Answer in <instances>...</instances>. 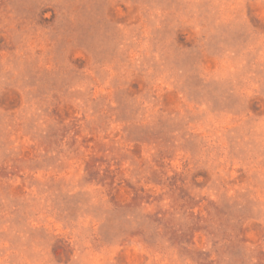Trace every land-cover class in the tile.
<instances>
[{"label":"rangeland","instance_id":"1","mask_svg":"<svg viewBox=\"0 0 264 264\" xmlns=\"http://www.w3.org/2000/svg\"><path fill=\"white\" fill-rule=\"evenodd\" d=\"M0 264H264V0H0Z\"/></svg>","mask_w":264,"mask_h":264}]
</instances>
